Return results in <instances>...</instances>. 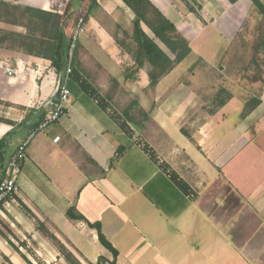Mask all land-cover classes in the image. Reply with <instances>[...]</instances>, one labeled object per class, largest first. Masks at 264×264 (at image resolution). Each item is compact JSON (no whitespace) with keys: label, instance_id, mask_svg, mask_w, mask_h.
Here are the masks:
<instances>
[{"label":"crops","instance_id":"obj_1","mask_svg":"<svg viewBox=\"0 0 264 264\" xmlns=\"http://www.w3.org/2000/svg\"><path fill=\"white\" fill-rule=\"evenodd\" d=\"M69 1L17 3L62 14ZM151 1L192 48L190 63L183 69L185 60L178 63L154 87L150 64L137 70L128 48L134 42L124 31L132 30L133 10L123 0H74L75 11L88 15L68 82L70 102L59 121L31 138L19 193L1 207L0 264H27L13 234L56 251L38 220L84 262L111 259L95 229L67 217L73 204L101 221L119 251L116 264H264V71H246L244 42L238 44L254 7L248 0ZM59 79L51 60L0 47L7 156L54 107ZM221 88L232 97L211 113ZM251 97L261 102L242 118ZM119 146H126L121 154Z\"/></svg>","mask_w":264,"mask_h":264},{"label":"trees","instance_id":"obj_2","mask_svg":"<svg viewBox=\"0 0 264 264\" xmlns=\"http://www.w3.org/2000/svg\"><path fill=\"white\" fill-rule=\"evenodd\" d=\"M123 1L135 14L131 32L124 31L134 42V49H131L130 44H128V48L134 57V65L137 70H139L145 63L150 64L151 67L148 72L149 84L151 87H154L163 76L171 72L178 63L185 60L192 53L190 41L151 0ZM224 1L228 6H232L241 3L243 0ZM248 1L251 7L256 8L260 14L264 16V0ZM190 10L193 11L194 9L190 7ZM83 15L86 19L88 14L85 11H75L74 0L68 2L62 14L0 0V21L25 28V31L22 32L0 29V47L19 50L30 55L47 58L51 60V64L56 71L61 74L67 65L70 38L76 28L79 17ZM143 24L148 26L153 32L154 38L146 33L143 29ZM155 38L165 44L174 55L173 58L157 44ZM76 56L77 46L73 52V71L75 70L74 66L78 67ZM197 66L198 62L194 63L190 67V71H193ZM231 97L232 95L225 88L219 89L214 97L215 106L210 109V112L214 113L217 108L224 106ZM57 102L58 99L54 100L52 107ZM260 102V99L257 97L249 98L241 111V117L244 118L250 114ZM46 114L47 111H43L42 117L30 126V129H33L31 133L38 129L45 121ZM183 132L189 136L184 129ZM8 148L9 144L7 138L4 137L0 139L1 161L13 156H7ZM125 148L126 146H119L118 154H121ZM24 158L20 160V165ZM2 178L3 171L1 170L0 181ZM66 214L69 219L83 221L89 227L95 229L100 243L111 253L112 258L110 259L101 255L96 263L84 262L44 221L38 220L37 229L57 249L59 257L63 258L67 264H116L119 251L105 234L101 221L89 220L78 211L76 204L71 205ZM0 222L4 223L2 220ZM24 244L25 242L23 241L21 245L24 246ZM15 248L21 253L27 264H36L23 253L18 246H15ZM35 259L38 264H48L45 261H41L40 257H35ZM7 262L12 264L8 259Z\"/></svg>","mask_w":264,"mask_h":264},{"label":"built area","instance_id":"obj_3","mask_svg":"<svg viewBox=\"0 0 264 264\" xmlns=\"http://www.w3.org/2000/svg\"><path fill=\"white\" fill-rule=\"evenodd\" d=\"M85 33V17L84 15L79 17L76 28L70 38L68 48V60L67 65L60 74L57 88L55 89V95L57 96L58 102L48 113L45 121L34 130L26 139H24L17 147L15 154L6 159L3 167V178L0 181V210L1 207L8 204L10 199H13L15 195L19 193L18 179L21 175L20 160L24 158L27 148L30 144L31 138L37 131L45 129L49 124L59 121L61 117L66 113L69 102L71 91L68 86L72 71H73V52L77 46L80 37ZM9 74L12 75L14 71L8 69ZM60 137H56L55 141H58Z\"/></svg>","mask_w":264,"mask_h":264},{"label":"rangeland","instance_id":"obj_4","mask_svg":"<svg viewBox=\"0 0 264 264\" xmlns=\"http://www.w3.org/2000/svg\"><path fill=\"white\" fill-rule=\"evenodd\" d=\"M8 1H10L11 3L19 4L17 3V0ZM0 29H17L25 31V28L21 26H16L2 21H0ZM241 41L244 42V58L247 57L246 60H244V63L246 64V71H249L251 68L256 71L260 69L264 71V16L260 14V12L256 8H253L251 13H249L247 17V28L245 30V35L239 40V45ZM160 44L165 47V49H167L166 46H164L161 42ZM239 50L242 51L241 48H239ZM195 60L196 59H194V61ZM189 63V60H185V62L179 67V69H183ZM1 220L2 219L0 218V221ZM0 227L5 228V224L0 222ZM13 238L15 239V241H17L18 245L21 246V251H24V253L27 254V256L31 260L36 262V264L38 263L35 257H40V260L45 262H47V259L50 264H67L66 261L63 258H60L59 256L57 257V259H53L57 251L55 247V252L49 246H47L48 250L43 252L41 251V249H43L42 246L38 244L35 240H33L30 235H25V237L21 236V238H17V236L13 234ZM23 241L25 242L24 246L21 245Z\"/></svg>","mask_w":264,"mask_h":264}]
</instances>
